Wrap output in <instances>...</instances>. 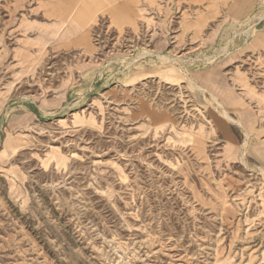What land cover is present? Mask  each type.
Here are the masks:
<instances>
[{"label": "rangeland", "instance_id": "374dc122", "mask_svg": "<svg viewBox=\"0 0 264 264\" xmlns=\"http://www.w3.org/2000/svg\"><path fill=\"white\" fill-rule=\"evenodd\" d=\"M259 148L264 0H0V264H264Z\"/></svg>", "mask_w": 264, "mask_h": 264}, {"label": "crops", "instance_id": "0c3cea01", "mask_svg": "<svg viewBox=\"0 0 264 264\" xmlns=\"http://www.w3.org/2000/svg\"><path fill=\"white\" fill-rule=\"evenodd\" d=\"M258 157H260V158H263V159H264V149H262V148H259V151H258Z\"/></svg>", "mask_w": 264, "mask_h": 264}, {"label": "bare ground", "instance_id": "6f19581e", "mask_svg": "<svg viewBox=\"0 0 264 264\" xmlns=\"http://www.w3.org/2000/svg\"><path fill=\"white\" fill-rule=\"evenodd\" d=\"M109 3V2H108ZM120 9V8H119ZM119 13H120V11H119Z\"/></svg>", "mask_w": 264, "mask_h": 264}]
</instances>
